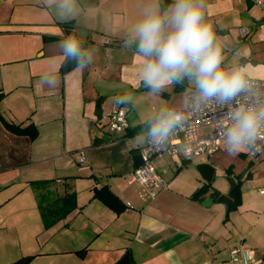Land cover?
Returning a JSON list of instances; mask_svg holds the SVG:
<instances>
[{"label": "crops", "instance_id": "crops-1", "mask_svg": "<svg viewBox=\"0 0 264 264\" xmlns=\"http://www.w3.org/2000/svg\"><path fill=\"white\" fill-rule=\"evenodd\" d=\"M147 2L77 0L74 18L61 20L42 0H0V116L38 130L30 140L10 133L0 119V264L28 256V264H113L127 249L137 264H244L232 260L234 247L248 253L247 264H264V194L245 200L241 186L240 204L225 215L210 191L192 198L206 181L181 153L154 159L163 185L129 181L144 111L179 105L184 92L177 86L160 99L148 97L139 58L122 48ZM207 2L217 33L226 30L220 18L253 8L252 0ZM252 19L255 28L264 25V17ZM66 27L96 50L83 72H60L58 44L68 36ZM241 60L251 65L250 75L264 77V64H252L257 58L245 54ZM53 62L59 84L42 88L38 80ZM125 92L135 95L141 111H126L128 129L112 135L104 116L119 108L113 101ZM33 182H43L37 191L46 194L45 203L74 192L76 207L44 227ZM104 185L125 205L120 213L93 197ZM206 198L212 202L202 205Z\"/></svg>", "mask_w": 264, "mask_h": 264}, {"label": "clouds", "instance_id": "clouds-1", "mask_svg": "<svg viewBox=\"0 0 264 264\" xmlns=\"http://www.w3.org/2000/svg\"><path fill=\"white\" fill-rule=\"evenodd\" d=\"M61 20L74 18L77 0H42ZM207 0H148L139 18L124 36L122 48L139 58V80L146 95L160 99L173 87L184 88L179 105H153L143 113L138 145L166 151L172 140L190 126L189 115L209 107L226 109L215 117L219 138L228 157L264 152V89L251 78V65L240 59L226 62L227 45L209 19ZM59 60L83 72L94 60L96 50L83 39L68 35L58 44ZM40 87L59 84L55 62L38 80ZM114 105L126 111H141L131 92L117 95ZM189 152V144L180 148Z\"/></svg>", "mask_w": 264, "mask_h": 264}, {"label": "rangeland", "instance_id": "rangeland-1", "mask_svg": "<svg viewBox=\"0 0 264 264\" xmlns=\"http://www.w3.org/2000/svg\"><path fill=\"white\" fill-rule=\"evenodd\" d=\"M251 3L253 8L250 11L244 8L240 15L231 14L227 18L219 19L220 27L225 26L226 28V30H220L217 33L227 45L225 53L226 62L236 59L241 60V57L246 54L258 59L257 61H252V64H264V25L261 28H255V24L251 22L253 20L252 17L261 18L264 17V13H262L260 7L253 0ZM234 19L235 23H232ZM212 22L214 23L213 19ZM239 26L248 27L249 34L246 37L239 36ZM130 113L134 114V111ZM205 127L202 130L211 129L210 126ZM198 159H203V161H206L214 168L211 185L220 194L227 193L229 189L227 177H234L235 179L243 178L240 182V187L242 186L245 200L247 199L246 196L250 201L256 199L257 195L259 196L258 189L264 187V156L256 159L247 156L245 153H241L235 158H230L224 149H219L211 155L202 154L191 157L189 164L191 167H195L196 170V165L198 164L196 160ZM250 161H253L254 165L250 166Z\"/></svg>", "mask_w": 264, "mask_h": 264}, {"label": "built area", "instance_id": "built-area-1", "mask_svg": "<svg viewBox=\"0 0 264 264\" xmlns=\"http://www.w3.org/2000/svg\"><path fill=\"white\" fill-rule=\"evenodd\" d=\"M264 13V0H253ZM238 34L240 37H246L249 34V29L246 26L238 27ZM256 84L264 89V78H258L251 76ZM221 111L226 109H217L215 107H209L207 110L201 111L197 115H189V129L187 132H180L171 142V147L166 151H156L150 145L144 144L140 148L139 158L140 163L134 167L130 173V182L143 183L149 187H159L164 184L160 174L156 171L153 161L154 159L161 158L165 155H177L182 154L184 159L190 160L193 156L201 154L211 155L213 152L224 149V145L219 138V132L216 125L215 117ZM107 129L112 135H121L128 127V120L126 117V110L122 108H116L110 113L104 116ZM204 126H210L211 129L203 133H199V129ZM189 144L190 151L183 152L180 150L184 144ZM251 158H260L264 156V152L257 153L252 156L245 153ZM78 162L84 161V156L80 155L77 158ZM259 194H264V187L258 189ZM230 256L233 261L241 258L244 264L249 261L248 253L241 247H234L230 251Z\"/></svg>", "mask_w": 264, "mask_h": 264}, {"label": "trees", "instance_id": "trees-1", "mask_svg": "<svg viewBox=\"0 0 264 264\" xmlns=\"http://www.w3.org/2000/svg\"><path fill=\"white\" fill-rule=\"evenodd\" d=\"M163 3L164 4L171 3V0H163ZM64 30L66 35H73V34L75 35L74 31L72 30V27H68V28L66 27L64 28ZM84 46L86 47V42H84ZM73 67L74 65L71 63L65 64L63 67H60V72L61 74H65ZM2 96L3 93H0V100ZM100 103H101V98H98V100L96 101V114L98 116L101 115L99 109ZM0 119L6 130H8L12 134L25 135L30 140H33L37 136L38 133L37 127L32 123L26 126H21L19 124L7 122L1 116ZM134 162H135L134 167L139 165L140 163L139 155L134 156ZM242 179L243 178H238V179L236 178L237 184L231 194L232 204L230 210L235 209L240 204L241 201L240 182L242 181ZM42 183L43 182H33L31 184L36 189V197L38 198L40 215L44 227L47 228L53 225L58 220L64 218L67 214H69L76 207V200H75L74 192H65L62 196H58L54 198L51 202L45 203L46 194L37 191V187ZM208 191H210L209 195L214 199H216L220 195V192L212 187L211 182L209 183L206 182L193 193L192 198L200 200L202 199L203 195ZM93 197L102 201L106 206L114 210L116 213H120L125 209V205L121 202L119 197L116 194H114L106 185L101 186L99 188H94ZM30 259L31 257L28 256L9 264H28ZM113 264H137V263L135 262L130 250L127 249Z\"/></svg>", "mask_w": 264, "mask_h": 264}, {"label": "water", "instance_id": "water-1", "mask_svg": "<svg viewBox=\"0 0 264 264\" xmlns=\"http://www.w3.org/2000/svg\"><path fill=\"white\" fill-rule=\"evenodd\" d=\"M252 163V162H251ZM199 174L201 175V177L207 182H211L212 178H213V174H214V168L208 164V163H201L198 164L196 166ZM227 180L229 182V189L227 191V193H223L220 194L217 198H216V202L221 204L224 209H225V215H227L229 213L231 204H232V198H231V194L233 192V190L236 187L237 181L234 177H227ZM212 202V198H206L202 201V205H209Z\"/></svg>", "mask_w": 264, "mask_h": 264}]
</instances>
